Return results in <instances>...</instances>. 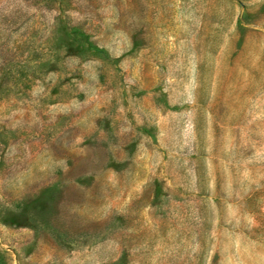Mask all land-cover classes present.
<instances>
[{
	"label": "rangeland",
	"instance_id": "1",
	"mask_svg": "<svg viewBox=\"0 0 264 264\" xmlns=\"http://www.w3.org/2000/svg\"><path fill=\"white\" fill-rule=\"evenodd\" d=\"M0 264H264V0H0Z\"/></svg>",
	"mask_w": 264,
	"mask_h": 264
}]
</instances>
